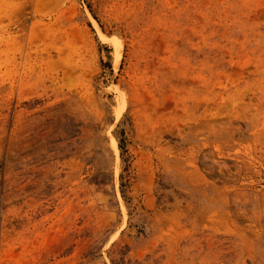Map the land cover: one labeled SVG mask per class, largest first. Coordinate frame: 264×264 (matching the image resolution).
Segmentation results:
<instances>
[{
    "label": "rangeland",
    "instance_id": "1",
    "mask_svg": "<svg viewBox=\"0 0 264 264\" xmlns=\"http://www.w3.org/2000/svg\"><path fill=\"white\" fill-rule=\"evenodd\" d=\"M0 264H264V0H0Z\"/></svg>",
    "mask_w": 264,
    "mask_h": 264
},
{
    "label": "bare ground",
    "instance_id": "2",
    "mask_svg": "<svg viewBox=\"0 0 264 264\" xmlns=\"http://www.w3.org/2000/svg\"><path fill=\"white\" fill-rule=\"evenodd\" d=\"M117 65V64H116ZM112 147H113V150L116 152V145L112 142Z\"/></svg>",
    "mask_w": 264,
    "mask_h": 264
}]
</instances>
